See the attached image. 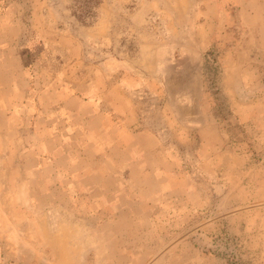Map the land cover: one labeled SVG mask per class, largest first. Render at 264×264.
Instances as JSON below:
<instances>
[{
	"label": "rangeland",
	"instance_id": "374dc122",
	"mask_svg": "<svg viewBox=\"0 0 264 264\" xmlns=\"http://www.w3.org/2000/svg\"><path fill=\"white\" fill-rule=\"evenodd\" d=\"M79 5L0 0V264H264V41L250 8L100 0L85 23ZM124 111L176 175L150 232L120 210L140 211L127 178L142 153L130 173L114 147ZM98 169L112 179L87 200Z\"/></svg>",
	"mask_w": 264,
	"mask_h": 264
},
{
	"label": "crops",
	"instance_id": "0c3cea01",
	"mask_svg": "<svg viewBox=\"0 0 264 264\" xmlns=\"http://www.w3.org/2000/svg\"><path fill=\"white\" fill-rule=\"evenodd\" d=\"M244 7L250 8L248 10V18L252 21V27L254 30V40L255 42L264 41V0H239ZM243 7V8H244ZM93 113L99 115V111L93 109ZM125 118L120 124V133L122 136L127 138V142L114 146L118 154L124 153L126 156V162L123 164V168L130 173L131 168H138V158L135 159L133 152H140L142 156L140 158L139 175L138 176H128V184L134 185L136 191H139L140 198V211H133L127 207H121L120 210L126 215H138L141 216L140 223L142 224V230L144 232H150L154 229L155 217L157 214H161V208L155 207V205L161 204L164 199L160 190L169 181H173L175 172L173 168L170 167L169 162L165 160L162 153L158 150V143L156 137L148 131L134 132L132 133L128 127V121L133 120L129 117V112L120 113ZM127 123V124H126ZM141 138V144L133 146L134 138ZM135 150V151H134ZM114 163V162H113ZM116 168L121 167L119 163H116ZM92 174L84 177L83 183L89 185L90 191L85 197L87 200H91L90 194L94 192L95 189L102 188L105 192L104 185L107 184L108 180L112 179V176L106 175L110 174L107 172H102L100 169L93 170ZM128 175H130L128 173ZM81 181V182H82ZM111 182V181H109ZM169 190V189H168ZM136 196L126 195L125 200L128 199L132 202ZM95 206V205H94ZM126 209V211H123ZM119 211L118 213L121 214ZM116 214V213H115Z\"/></svg>",
	"mask_w": 264,
	"mask_h": 264
},
{
	"label": "trees",
	"instance_id": "16d2710c",
	"mask_svg": "<svg viewBox=\"0 0 264 264\" xmlns=\"http://www.w3.org/2000/svg\"><path fill=\"white\" fill-rule=\"evenodd\" d=\"M80 10L73 12V14L82 22H90V19L94 16L93 9L100 3V0H80Z\"/></svg>",
	"mask_w": 264,
	"mask_h": 264
}]
</instances>
